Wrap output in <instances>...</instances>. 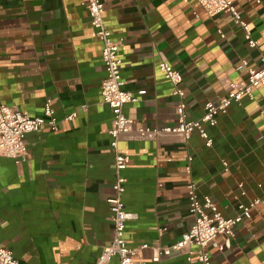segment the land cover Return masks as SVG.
Segmentation results:
<instances>
[{"label": "crops", "instance_id": "0c3cea01", "mask_svg": "<svg viewBox=\"0 0 264 264\" xmlns=\"http://www.w3.org/2000/svg\"><path fill=\"white\" fill-rule=\"evenodd\" d=\"M233 1L257 48L248 45L231 14L210 18L197 0L106 1L104 19L120 43L126 89L138 98L124 109L134 121L132 131L178 122V98L162 62L183 75L190 121L231 84H247L248 68L237 70L242 61L261 67L264 2ZM85 2L0 0V104L42 117L51 101L58 121L56 130L44 126L27 136V162L0 156V249L12 251L21 264H95L114 238V116L102 103L103 45ZM254 94L206 127L211 147L198 133L188 142L165 134L120 141L131 158L123 199L136 215L126 239L138 250L137 261L151 262L156 248L172 246L190 230L187 186L193 180L202 201L210 198L227 218L239 214L240 204L262 201L238 225L230 247L208 248L212 264H264V87ZM226 241L217 239L221 246ZM160 264L197 262L178 251Z\"/></svg>", "mask_w": 264, "mask_h": 264}, {"label": "built area", "instance_id": "2783aa9c", "mask_svg": "<svg viewBox=\"0 0 264 264\" xmlns=\"http://www.w3.org/2000/svg\"><path fill=\"white\" fill-rule=\"evenodd\" d=\"M106 1L86 0L85 2L90 14L91 26L95 29L97 37L103 45L102 58L106 78L101 86L102 103L110 107L114 116V127L110 131L112 138L110 145L115 151L116 181L113 186L115 195L109 199L114 238L112 244L103 250L95 264H112L114 259H117L115 264H160L164 257L178 251L185 252L188 261H192L194 257L197 264H212L208 248L212 245L223 251L230 247L238 225L244 220L250 219L252 210L262 201L255 200L249 205L240 204L239 214L234 218H227L210 198L206 197L202 201L198 184L191 180L187 186L190 214L194 219L190 230L172 246L156 248L151 262L137 261L138 250L131 248L126 239L127 223L133 220L136 215L127 210L123 199L127 184L124 172L127 170L131 158L121 152L120 141L124 138L132 141H151L165 134L179 135L185 142H188L195 133H198L206 141V145L211 147L213 140L206 127L216 126L218 118L227 114L231 106L241 105L244 97L254 100V90L264 87V57L261 59L259 69H252L249 67L248 61H242L237 70L248 68L247 84L245 86L231 84L226 95L216 103H207L203 116L195 121H190L187 118L185 92L182 88L183 75L170 64L162 62L159 68L172 85V95L178 98V122L174 126L165 128L147 127L132 131L131 125L134 121L125 114L124 109L128 104L137 103L138 98L126 89V83L122 76L123 60L120 57V43L114 38V33L108 28L104 19ZM257 2L263 3L264 0H257ZM197 3L210 18L220 14H231L235 18L236 24L244 31L248 45L251 48L258 47L259 42L253 38L249 24L243 20L233 0H197ZM83 110L87 111V106H84ZM76 117L77 113H74L66 120L72 121ZM44 126H49L52 130H56L58 127L51 101L45 104L42 117H32L27 112L0 104V156L13 159L16 163L27 162L26 138L29 134L39 132ZM192 162L193 158L190 157L186 168L189 174L192 172ZM225 166L228 164L225 163ZM164 231V229L160 230L161 233ZM219 236H226L227 241L224 246L217 243ZM146 248H148V244L141 246V249ZM0 264L21 263L14 257L12 251L0 249Z\"/></svg>", "mask_w": 264, "mask_h": 264}]
</instances>
